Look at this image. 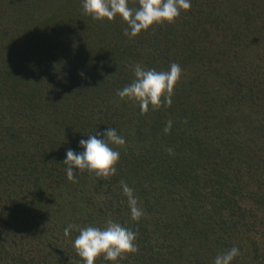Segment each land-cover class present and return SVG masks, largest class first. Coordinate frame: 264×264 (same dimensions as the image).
<instances>
[{"label": "trees", "instance_id": "16d2710c", "mask_svg": "<svg viewBox=\"0 0 264 264\" xmlns=\"http://www.w3.org/2000/svg\"><path fill=\"white\" fill-rule=\"evenodd\" d=\"M228 1L232 5L237 2L234 13L242 18L247 30L250 23H264V0ZM129 6L137 7V0H129ZM195 7L197 5L193 4L190 10L181 11L173 23L155 24L130 39L124 35L127 25L119 17L113 21L94 20L84 14L82 0H59L58 12L52 17L59 35L55 37L50 30H41L38 35L41 38L40 47L47 46L59 59L64 60L66 54L69 57V52H64V49L58 52L63 47L62 37L68 39V42H74L78 36V27L82 26L78 18L84 17L89 28L95 27L93 33L86 30L87 37L106 43L107 48L105 54L96 46L93 50L86 47V50L80 51L87 53L82 56L83 62L78 61V68L70 70L76 73L90 70L92 74L100 75L97 78H94L95 74L90 77L94 83L87 85L89 94L83 92L77 124L70 123L71 116L68 113L66 119L65 113L61 115L54 111L59 104V97L52 94L54 87L51 82L43 83L40 87L39 83L35 84L29 78L31 70L21 72L18 63L11 66L0 53V104L6 103L5 109L10 115L13 117L20 112L27 115L26 109L31 111L35 105L42 104V101L37 104L41 94V97L53 104L52 113L48 112L51 120L54 123L67 120L69 123L65 128L67 135L57 134L62 129L57 124H52L53 130L46 129L47 126L41 122L36 123L41 126L40 129L31 124L38 134L32 138L33 153L25 165L21 162L20 165L11 163L8 167L4 166L5 160L1 154L8 153L13 144H9L11 141L7 139L0 140V264H52L57 257L69 255L61 251L59 256H50L49 260L46 254L32 256L18 233L15 219L27 208L39 214L50 207L53 217L47 220L54 219V228L59 215L52 210L57 206L51 205L60 203L59 199L64 196V193H60L65 192L60 187L67 185L68 180L65 176L66 166L59 163V158L64 160L69 148L82 151L76 139H87L86 136L96 131L103 133L107 127L115 128L126 139L125 146H114L120 152L117 174H122L123 181L134 190L144 215L139 221L131 220L127 198L122 193L120 183L121 190L116 191L113 187H106L111 183L109 179L97 177L87 170L86 175H83L84 171L78 172L75 181L83 179L93 188L104 189L100 194L105 196L101 205L85 214L86 226L102 228L111 219L137 233L138 251L125 254L124 259L118 260L116 264H200L198 258L185 256L182 246L176 247L177 243L174 245L167 241L166 232L162 233L161 242L150 240L152 231L166 227V224L164 226L160 223L156 213L169 202L179 209H186L184 225L191 223L196 233L202 234V246L211 243L210 247L222 249L223 252L236 246L241 254L242 249L246 252L242 256L249 259L250 264H264V113L254 118V113L258 115L257 110L253 115L244 110V104H249L253 110L264 105V71L260 70L263 67L246 60L238 52L236 40L240 36L231 25L223 26L216 15ZM169 51L175 52L181 61L196 68V88L193 92L189 88L174 89L170 107H160L143 115L139 105L129 100L121 101L119 113L105 112L115 103L111 99L113 89L109 87L113 83L103 73L107 64L121 67L124 62H128V65L136 64V60L143 57L144 65L154 69L156 63L166 57ZM79 54L75 50L71 59L79 60ZM118 55H121V59L117 58ZM67 62L66 59L65 64L71 66ZM35 70L32 76L38 78ZM208 76L210 80H203ZM30 83L32 87H29ZM45 85L51 86V89L43 88ZM81 89L85 90V87L82 85ZM66 101L64 99L60 107ZM202 103H207L209 108L204 109ZM132 104L134 107L129 109L133 111L124 112ZM230 107L233 108L229 110L231 117L236 112L245 115L243 119L246 120L247 128L242 134L229 126L231 124L226 121L227 113L221 111H228ZM223 113L224 118L219 123L222 125L219 126L221 134L217 136L206 122ZM127 114L135 119L132 131L119 126L120 119L125 125L129 123L125 119ZM118 116L120 119H117ZM31 117L29 114L28 121ZM168 120L173 121V127L169 134H165L163 129ZM24 129L25 126L23 132ZM169 149L172 151L169 152ZM53 168L58 172L56 175L50 171ZM46 179L52 180L53 184L49 181L46 185ZM26 183H31L32 187L29 190L27 188L23 194L22 184L26 186ZM68 183L71 181L68 180ZM57 211L59 213L60 209ZM151 218L152 221L143 222ZM204 220L216 223L224 237L212 236V228L205 226L203 230ZM60 225L63 231L56 230L55 233L64 234V225ZM73 253L75 259L83 262L75 250ZM98 260L100 263L106 262L102 257Z\"/></svg>", "mask_w": 264, "mask_h": 264}, {"label": "rangeland", "instance_id": "374dc122", "mask_svg": "<svg viewBox=\"0 0 264 264\" xmlns=\"http://www.w3.org/2000/svg\"><path fill=\"white\" fill-rule=\"evenodd\" d=\"M60 1L62 2L63 0ZM193 4L197 5L195 8L198 10L201 9L202 12L207 11L208 13L216 15L222 22L223 26L231 25L235 29L236 34L240 36L236 40L238 42V48H236L238 52H240V54L243 55L246 60L256 63L258 67H263L260 68V70L261 72L264 71V23H250V27L248 28L249 30H247L241 20L242 18L238 14L234 13V9L237 7V2L232 5V3L230 4L228 0H191V6H193ZM58 7L59 0H0V51H2L0 53H2L9 63L12 64L11 66H14V64L18 63V69H20L21 72L26 71V69L31 70V77L29 78L33 83H39L40 87H42L41 85H44L43 83L51 82V86L54 87L51 92L53 95L59 97V104H61L64 99L67 100L63 107H60V105L57 104L54 111L61 113V115L62 113H65L66 119L68 118V113L69 117L71 116V119L69 120L70 123L72 122L73 124H77V115L80 116L79 105L82 101V97H84L83 92L89 94V88H87V85L94 83L90 77L94 74L96 75V73L92 74L90 70L85 71L84 73L81 72L84 74V77L82 78L79 71H77V73L74 71V73L70 70L74 69V67L78 68V66H76L78 65V61L83 62L82 56L87 53H81L80 51L86 50V47L87 49L89 47L93 50V47L96 46L98 50L103 51L105 54L107 48L105 46L106 43H101V41L99 42L94 40L92 37H87L88 35L85 33L86 30L87 32L89 31L90 33H93L95 32V29H93L95 27L92 26L89 28L90 26L88 27L87 20L85 21L86 18L84 17L78 18L80 19V24H82V26L78 27V36L74 42H68V39H66L64 36L62 37L63 47H60L61 50H58V52L60 53L64 49V52H69V57L66 54L64 56V60L61 58L59 59L56 53L53 55L52 52L48 50L47 46L46 48L40 47L41 38H39L38 35L41 33V30L48 29L55 37L59 35V31L55 30L56 28L54 19L52 20L54 14L58 12ZM83 22H85V24H83ZM75 50L80 53L79 60L71 59L72 53H74ZM120 57L121 55H118L117 58L121 59ZM65 58L68 62H70L71 66L68 67L65 64ZM142 58L136 61L147 68V64L144 65ZM127 63L128 62L122 63L121 67L117 65L114 66L113 64H107V66H105L106 68H103V73L106 77H109L113 83L111 85L109 84V87L110 90L113 89L111 91V99L115 101V103H112L110 106V110L107 109L105 111L107 113H119V108L122 106L120 105L122 100L116 95V92L118 89H122L124 86L131 83L134 78L132 67L130 66L132 64L134 65V63H130V65ZM172 63H177L182 68V76L175 86V89L185 90L189 88L193 92L196 88V68H193L187 63L181 61L179 55L175 52L169 51L166 57L161 58L158 63H156L154 69L157 71L167 70L169 65ZM27 66L29 68H26ZM35 69H37L35 74L39 76V79L35 76H32V74L36 71ZM99 76L100 75H96L94 78ZM60 80H64V82H60ZM203 80L208 81L210 80V77L208 76L207 78H203ZM32 85L33 84L30 83L29 87H32ZM82 85L85 87V90L81 89ZM51 86L45 85L43 88L45 87L46 89H51ZM38 101H42V104L37 106L35 105L34 109L31 111L26 109L27 115L20 112L13 117L10 115V112L5 109L6 103L0 104V140L2 141L3 139H7L11 141L9 144H13L12 148L10 147L11 150L8 153H0L1 158L3 157L5 160L3 162L5 163L4 166L8 167L7 165H12L11 163L20 165L21 162L23 165H25V161L29 159L33 153V149L31 148V143L33 141L32 138L38 134L33 130V126L36 129L41 128L39 124H36L37 122H41V124H44L45 127L47 126L46 129L51 130H53L52 124L60 125L63 131L60 129V132L58 131L57 134L67 135L65 128L69 124L68 121L66 120L63 122L58 120L54 123L48 114V112L50 114L52 113L53 104L49 103V101L43 98V96L41 97V94L37 98V104L39 103ZM248 105L249 104H244V110L248 114L253 115L256 110L258 112V115H255L254 113V118L256 116L260 117L259 113H264V105L260 106V108L258 107V109L255 108V110L251 109ZM40 106L42 107L40 108ZM201 106L204 109L209 108L207 103H202ZM130 107L133 108L134 105H129L124 112H132L133 110H130ZM233 108L235 109V106ZM233 108H228V111L221 109V111L227 113L226 121L227 123L231 124L229 126L232 127L233 130H236L238 134H242V131L247 128L245 125L246 120L243 119V116L245 115H239V113L236 112L233 113L234 116L231 117L232 113H230L229 110H233ZM29 114H31L32 117L28 121ZM44 114L47 117H45ZM131 116L132 115L129 116V114L126 115L125 119L127 122H129L127 125H125V122H122L118 116L117 119H120L119 126L132 131V125L135 123V119L133 116ZM223 118L224 113L218 116L215 115L206 122L210 128H212L213 133H216L217 136L221 134V128H219V126L222 125H219V123ZM31 124H33V126H31ZM23 126H25V132L22 130ZM79 140L80 139H76V144L79 143ZM62 162L63 159L59 158V163ZM48 163L51 165L50 161ZM50 171L52 174L54 173V175L58 173L57 170H54V168ZM11 172L12 171H10V173ZM83 175H86V171H84ZM118 175L121 176L118 177ZM122 176V174H117L115 176L105 178L111 181V183L107 184L106 187H113L112 189H115L116 191L121 190L119 183L123 181ZM107 180L105 182H107ZM49 181L53 184V181L49 179L45 180V184L47 185ZM66 182L67 185L64 184L62 187H60V189L65 191L60 193H64V196L59 199L60 203L51 205L54 207L57 206L56 209L52 208V210L55 211L60 218H58L57 225L54 226V228L52 227L54 219L47 220L48 218L53 217V215H51V211L49 210L50 207H46L39 214H34L32 210L27 208L28 210L24 212L22 211L18 214L14 224L15 226L18 225V233L21 234L25 246L28 247L27 251H30L32 256L37 257L39 255L41 256L46 254V258L49 260L50 256L58 255L59 252L62 251L63 253H68L69 255L66 254L64 256L57 257L55 262L52 261V264H83V262H80V260L74 258L73 250L75 249H72V241L79 234L78 228L86 227V222L84 220L86 212L101 205V200H103L105 196H100V194L104 189L93 188L83 179L71 183H68V180H66ZM69 184L70 188L68 187ZM74 186L75 188H73ZM31 187V183H26V186L22 184L23 194L27 191V188L29 190ZM20 205H22V203ZM58 209H60V214L57 211ZM184 213H186L185 208L181 207L179 209L178 206L175 204L173 205L171 202L165 205L163 210L160 209L156 215L159 217L160 223H162L164 226L166 224V227H161L158 230L152 231L150 240L152 242L159 243L161 242V235L166 232V236L168 237H166V240L168 239L167 241H170L174 245L177 243L176 247L182 246V252L185 254V256L192 257L193 259H195V257L198 258L200 260V264H213L215 257L218 254L223 253L222 249L210 247L211 243L207 244V246H202L200 243L203 240L202 234L199 232L196 233L195 227L191 226V223H189V225L186 224L188 226L184 225L186 223L185 220L187 214ZM60 220L62 222H60ZM152 220L153 219L151 218L148 220H143V222ZM203 222V230H205L204 228L206 226L208 229H213L210 230V232L213 234L212 236L221 238L224 237L223 233L216 226V223H212L213 221L207 222L205 220ZM62 223L64 228L69 224L76 226V229L71 232L69 237H65L64 234L55 233L56 230L63 231L60 225ZM203 230L201 231L203 232ZM194 234L199 235L195 236ZM207 235L208 237L210 236L209 234ZM241 252H243V254L240 253V255L236 258V261H232V264H250L249 259L246 257L244 259L242 256L245 255L246 252L244 253L243 249ZM201 256L203 259H201ZM95 264H110V262L102 261L100 263L99 260H96Z\"/></svg>", "mask_w": 264, "mask_h": 264}, {"label": "clouds", "instance_id": "9594fccd", "mask_svg": "<svg viewBox=\"0 0 264 264\" xmlns=\"http://www.w3.org/2000/svg\"><path fill=\"white\" fill-rule=\"evenodd\" d=\"M138 6H129V0H82L84 14L98 21H113L119 17L127 27L124 35L131 38L138 36L155 24L173 23L181 14L191 8V0H137ZM133 80L131 83L118 89L116 95L122 100L135 101L139 105L141 115L160 107H170L174 89L182 76V68L177 63L169 65L167 70L157 71L136 63L132 66ZM84 77L83 73H80ZM173 121L168 120L163 129L169 134ZM79 140V148L75 151L69 148L62 164L65 167L66 177L75 182L76 174L87 170L97 177L108 178L117 174L116 165L120 159V152L116 147L126 145V139L117 133L115 128L107 127L103 133L96 131ZM172 150L169 149V152ZM74 169L78 171L74 172ZM123 195L127 198L130 218L139 221L144 210L139 206L138 197L134 190L125 181L120 182ZM76 229L69 224L64 228L65 237H69ZM78 235L72 241L76 254L83 264H95L100 257L106 262L116 264L127 253H136L137 233L118 222L109 219L104 227L86 226L78 228ZM240 255L238 247L218 254L213 264H232Z\"/></svg>", "mask_w": 264, "mask_h": 264}]
</instances>
